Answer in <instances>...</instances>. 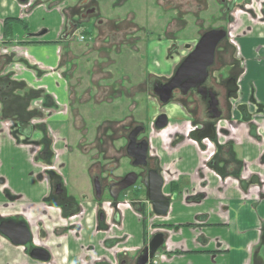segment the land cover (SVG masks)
<instances>
[{"label": "crops", "instance_id": "obj_1", "mask_svg": "<svg viewBox=\"0 0 264 264\" xmlns=\"http://www.w3.org/2000/svg\"><path fill=\"white\" fill-rule=\"evenodd\" d=\"M73 1L0 0V74L10 72L15 83L25 90L40 91L52 105L41 107V99L33 100L30 108L40 115L28 119L26 135L19 137H14L15 122L4 119L0 109V220L26 222L33 243L50 251L53 264H91L84 258L88 250L102 256L96 264H116L119 257L138 253L157 228L164 232L165 241L148 264H264V0H247L244 13L233 14L230 22L229 41L235 47L240 74L234 98L238 104H232L224 118L231 123L222 121L228 124L224 127L229 135L227 139L220 135V141L229 142L231 151L216 153L211 163L208 160L219 144L216 139L214 144L207 139L189 140L188 129L180 125H175L176 130L174 126L160 132L150 130L151 154L158 156L161 170L168 174L164 186L171 198L167 213L157 216L147 204L143 214L124 206L114 208L117 218L105 206V220L100 223L98 203L87 198L79 203L84 209L79 236L68 232L60 208L45 202L52 188L50 172L63 175L67 170L64 162L57 163L61 154H67L65 144L71 128L69 88L60 60L62 47L68 46L70 39L62 34L73 14ZM7 18L19 20L11 23L10 35L5 37L3 22ZM20 20L27 29L21 28ZM152 66L157 70L162 64L155 60ZM172 119V124L180 123L185 116L174 113ZM80 128L74 129L79 132ZM44 133L50 135V148L44 144L39 151L35 140ZM59 143L62 149L57 148ZM170 182L178 186L174 189L172 184L173 190L167 193ZM145 217L148 225L140 239L137 226ZM134 219L140 221L136 227ZM85 234L89 240L85 241ZM123 235L126 240L112 243ZM0 264L42 263L29 258L24 246L12 244L0 233Z\"/></svg>", "mask_w": 264, "mask_h": 264}, {"label": "flooded vegetation", "instance_id": "obj_2", "mask_svg": "<svg viewBox=\"0 0 264 264\" xmlns=\"http://www.w3.org/2000/svg\"><path fill=\"white\" fill-rule=\"evenodd\" d=\"M25 1L20 2L24 3ZM183 1L184 0H157L155 2L156 8H161L163 11L160 15L155 16V18L159 21H165L166 27L168 28L173 26V29L166 33V41L162 43L166 44L164 49L165 52L163 51L164 56L171 53L173 54L176 50L179 51L178 49L180 48V45H178L177 42H179L182 38L178 35V32L183 31L181 24L185 15V10L181 9V7L183 8ZM124 2L125 0H113L112 7L119 8ZM184 2L188 7L190 6L186 15L194 16L195 20L199 21L200 16L198 14L205 10L208 14V19L218 22L219 25L207 27L204 31L198 34L192 45L188 48L183 47L182 53L179 54L178 60L176 59L174 64L171 65L170 70L164 72L163 74L154 72L151 77L146 80V82L137 84L140 87L135 85V93H138V96L141 94H148L151 99L157 103V110L155 111L154 116L150 118L147 123H144L141 120H134L130 122L131 124L128 123V126L105 128L107 131L102 129L100 133H96L98 131L95 130L94 133L98 137L96 139L98 141L91 142L90 149L89 147H85L83 151V153L88 156V164L85 168V172L87 175L86 177L89 180L92 198L96 204L98 203V205H96V211L98 208V221L100 220V223H103L105 220L103 212L105 206L110 207L112 209V213H114L112 217L117 218L118 211L116 209L124 206L134 208L136 212L143 214V210H145L144 208L147 204L153 212L151 203L146 199V184H149L150 177H154L155 174L160 176L163 180L161 186L162 194L169 197L171 201L170 194L167 195L164 192V186L166 183L165 180L168 177V174L167 172L161 170V164L158 156L151 154L152 151L149 136L150 130L153 132H160L171 126H174V130H176V126L180 125L181 127H186L188 129L187 138L189 140L197 142V140L200 141L202 139H207L209 143L214 144L216 139L219 141V144L215 149L213 157L208 160L211 163H214L216 153L227 154L232 149V145L229 142L220 141V135L224 139H227L226 137L229 135L227 133L228 130L224 126H228V124L231 123V120H226L224 118L230 113V107L234 100L233 96L236 95L238 89L237 81L240 74L235 59H231L230 64L224 63V65H222L219 62L220 59L218 57L220 55L218 54L221 53L224 46H227L226 41L229 40V27L232 25L230 21L233 20V14L244 13L246 10L245 5L247 0H185ZM98 5V0H74L72 2L73 14L68 19L62 36L70 37L78 28L83 27L85 24L91 23L95 26L97 23V25H101L99 28L100 32H102L99 39L107 37L108 41L120 42L121 39L119 38H121L123 33L121 30H116L114 27H111L108 22H106L108 21L107 16L102 14L100 6ZM168 13H171L172 15L169 16ZM210 29H223L226 32V36L218 42L215 48L213 62L207 67V73L203 80L200 83L187 88L185 87L186 81L182 80L179 82V85L171 89L168 101L163 103L161 101V96H163L166 85L169 84L175 70L188 53L194 48V45L199 37ZM224 68L225 70L223 72ZM174 113L184 115L185 119L181 120L180 123L172 124V114ZM162 114L166 115L168 121L164 128L159 129L156 127V123L158 121V117ZM222 121L228 122V124L222 123ZM79 131L81 132L79 141H81L82 135L88 134L89 130L86 128L84 132V128L82 127ZM48 137H50L49 134H44L40 136L38 140H35V144L39 146V151L43 149ZM107 143L110 144V149L108 148ZM143 146L147 147L144 161L136 164L134 163L136 158L130 156V153L138 152V150H140ZM105 150L106 153H104ZM95 155L96 157L94 158ZM104 155L108 161L106 163L103 161L105 159L102 158ZM47 172H49V170ZM51 172L50 177L52 188L50 195L45 198V202H50L51 206L60 208L61 214L64 215L68 221V232L75 231L76 235L79 236V231L82 226L80 219L84 214V209L79 207V203H81V201L77 198V196L76 199L73 197L72 191H70L71 194L69 193L68 182L64 179L62 173L60 174L59 172L53 170ZM133 173L135 174V182L127 188L119 191L117 193V197L113 198L112 194H114L118 189L120 185L119 183L122 182L125 177H128L125 179L126 182L127 180L129 181L132 178ZM173 175L174 173H172L171 176L169 175V178ZM172 184H174V189H177V182H170V189L173 188ZM130 187L134 188V190H132L134 192L133 197L120 200L119 196L121 192L129 189ZM140 194L142 195L140 196ZM114 208L116 209L114 210ZM9 219L17 222L21 221L17 220V218H6L3 220ZM118 224L120 225V222ZM27 227L30 231L31 238L26 245H21L24 246L26 254L29 256V251L34 247L45 248L49 254L48 261L37 262L42 264H53L50 251L46 247L33 243L34 237L28 224ZM157 232L162 231L160 228H157V230L154 231L146 240L143 247L148 244L153 234ZM126 238L127 237L123 235L120 239H112V243L116 245L117 243L126 240ZM162 245L160 247H162ZM111 250H115V246H112ZM91 251L88 250L84 258L88 259L91 264H96L99 259H102V256H99L96 253H91ZM123 251L125 252L128 250ZM140 251L141 250H139L138 253ZM138 253L131 255V257L133 256L131 259L127 258V256L119 257L116 259V263L134 264ZM127 254L128 252H125L124 255ZM153 257L149 259L146 264L150 263ZM29 258L31 257L29 256Z\"/></svg>", "mask_w": 264, "mask_h": 264}, {"label": "rangeland", "instance_id": "obj_3", "mask_svg": "<svg viewBox=\"0 0 264 264\" xmlns=\"http://www.w3.org/2000/svg\"><path fill=\"white\" fill-rule=\"evenodd\" d=\"M98 1L102 14L107 16L108 21L106 22L123 33L119 38L121 41H108L107 37L99 39V36L102 35L99 28L101 25H97V23V26H93L91 23L85 24L69 37L68 46L62 47L60 60L69 88L67 112L71 128L67 138L68 143L65 144L67 154L65 156L61 154L57 163L61 160L67 165V170L64 171L63 176L68 182V190L71 191L75 188L73 193L84 203L87 198L93 200L89 191V180L85 172L88 156L83 151L85 147L90 149L91 142L98 141L94 131L100 133L102 129L106 130L105 128L128 126V123L134 120L147 123L154 116L157 103L148 94L138 96V93L136 94L134 91V86L146 82L157 70L162 74L170 70L171 63H174L176 59L178 60L183 47L188 48L192 45L198 34L207 27L219 25L218 22L208 19L205 10L198 14L200 16L199 21H196L194 16L186 15L190 6L188 7L184 0L183 8L181 7L185 10L181 24L183 31L178 32L182 39L177 42L180 45L179 51L176 50L173 54L164 56L166 44L162 43L166 41V33L173 29V26L171 25L172 27L168 28L165 21H159L155 18L163 12L161 8H156L155 2L157 0H125L119 8L112 7L113 0ZM168 15L171 16L172 14L168 13ZM49 19L50 23L54 22L53 16H50ZM226 44L227 46H224L221 53L218 54L220 55L218 57L219 62L222 65L224 63L230 64L231 59H235L236 56L234 45L229 40L226 41ZM151 48L162 50L152 53ZM162 59L164 62H162ZM155 60L162 64V67H158L157 70L152 66ZM224 70L225 68L223 72ZM130 91L132 94L129 93ZM232 103L235 107L238 104L235 100ZM41 107H43L42 104ZM41 107L39 109H44ZM75 126H82L84 132L86 128L89 130L88 134L82 135L81 141H79L81 132L76 131ZM107 146L110 149V144L107 143ZM57 148L62 149L63 144L59 143ZM104 153H106V150ZM102 158L105 159L103 160L105 163L108 162L105 155ZM132 190L134 188L130 187L121 192L119 199L132 198L134 195ZM168 190L171 191L170 186H168L167 193ZM175 195L177 198L178 192ZM146 220L145 217L137 226L140 239H142L143 232L147 229ZM134 221L136 227V223L138 224L140 221L137 219H134ZM87 237L88 235L85 234V241L89 240ZM85 241L82 240L83 243ZM82 242L80 241L79 244H83ZM159 252L160 248L157 250L156 255ZM127 258L131 259L132 257L127 256Z\"/></svg>", "mask_w": 264, "mask_h": 264}, {"label": "water", "instance_id": "obj_4", "mask_svg": "<svg viewBox=\"0 0 264 264\" xmlns=\"http://www.w3.org/2000/svg\"><path fill=\"white\" fill-rule=\"evenodd\" d=\"M19 1L23 2L25 0ZM225 36L226 32L223 29H210L199 37L194 48L183 59L171 77L169 84L166 85L163 96H161V101L163 103L168 101L171 89L179 85V82L182 80L186 81V88L194 86L203 80L207 73V67L213 62L215 48L218 42ZM167 121L168 119L165 114L160 115L156 127L159 129L164 128L167 125ZM146 151L147 147L143 146L138 152L130 153V156L136 158L134 163L138 164L144 161ZM127 178L128 177H125L124 180L119 183L118 189L112 194L113 198L117 197L119 191L135 182L134 173L132 178L126 182L125 179ZM162 183V178L155 174L154 177H150L149 184H146V199L151 203L153 212L158 216L165 215L170 205L169 197L164 196L161 192ZM0 233L8 238L14 245H26L31 238L27 224L24 221L17 222L12 219L0 221ZM164 240L163 232L153 234L148 244L145 245L136 256L134 264H146L148 260L154 256L157 249L164 243ZM29 256L40 262H47L49 259L48 251L42 247L32 248L29 251Z\"/></svg>", "mask_w": 264, "mask_h": 264}, {"label": "trees", "instance_id": "obj_5", "mask_svg": "<svg viewBox=\"0 0 264 264\" xmlns=\"http://www.w3.org/2000/svg\"><path fill=\"white\" fill-rule=\"evenodd\" d=\"M18 21L17 18H7L3 22V34L5 37L10 35L8 27H10L13 21ZM22 28L27 29V24L22 20L19 21ZM6 63V62H5ZM1 73V71H0ZM26 91V96L24 92ZM18 94V95H17ZM23 94V95H21ZM21 95V97H17ZM41 99L42 105L44 107H51L50 100L45 94H41L40 91L26 89L21 84H17L10 78V74L1 75L0 74V109L1 116L6 118H11L15 122L14 137H19L25 134L27 129V121L32 117L39 116V112L34 108H30L33 100ZM29 107V109H28ZM40 129L43 131L44 128ZM24 131V132H23ZM45 134V133H44ZM26 135V134H25ZM45 148L48 150L50 148V141L46 139ZM50 153V152H48ZM28 251V249L26 248Z\"/></svg>", "mask_w": 264, "mask_h": 264}, {"label": "built area", "instance_id": "obj_6", "mask_svg": "<svg viewBox=\"0 0 264 264\" xmlns=\"http://www.w3.org/2000/svg\"><path fill=\"white\" fill-rule=\"evenodd\" d=\"M81 36V35H80Z\"/></svg>", "mask_w": 264, "mask_h": 264}]
</instances>
